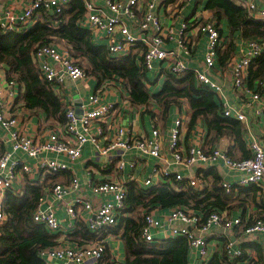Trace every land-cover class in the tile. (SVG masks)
<instances>
[{"label":"built area","instance_id":"obj_1","mask_svg":"<svg viewBox=\"0 0 264 264\" xmlns=\"http://www.w3.org/2000/svg\"><path fill=\"white\" fill-rule=\"evenodd\" d=\"M243 4L251 16L264 20V5L259 7L257 0H238ZM86 14L80 24L99 33H105L108 38L107 48L112 56L127 55L132 48L139 42H143L145 48L140 54L139 63L146 71H153L157 61H164L166 67L163 71L175 75H184L189 72V67L184 57L178 51L169 49L165 46V29L169 32L174 31V27H167L161 21L157 8L161 0H105L107 7L114 12L112 15H105L94 0H83ZM69 0H32L22 13L15 11L2 12L0 10V28L3 31H11L20 27H27L35 20V15L39 7L46 11L60 13L64 10ZM138 33H133L131 25L136 24ZM204 33L207 36L205 53V68L195 70L194 74L197 81L213 90L219 95V104L224 116L235 117L240 121L247 122V114L236 110L230 102L219 93L223 92L222 85L210 75L209 71L214 68L219 49L224 47L222 35L215 21L206 23L195 20H185L179 30L177 44L186 53L190 51V34L193 32ZM263 50L262 43L251 40L247 53L237 59H231L233 81L236 89H242L252 95L250 103L253 113L256 116L264 112V95L261 87L259 89L249 88L246 84L249 67L253 58ZM35 62L38 64L42 77L54 85H61L67 79L78 80L85 78L88 74L79 64V60L72 55L69 48H60L57 43H49L39 46L33 53ZM7 84V85H5ZM6 86L7 93L5 92ZM104 84L91 94L88 99L87 107L82 113H78L76 107L70 105L66 108V120L63 124L53 126L47 135H35L28 133L20 118L10 113V97L18 95V84L14 80L3 79L0 77V128L6 131L7 136L0 133V142L10 141L13 151L4 150L0 153V224L7 215L5 213V197L8 191L18 192L19 185L24 176H30L32 180L42 179L43 173H56L71 169V164L82 156L83 148L90 143L94 146L97 153L107 159L112 158L118 149L137 150L141 155L163 159L164 157V136L158 127H154L150 136L128 135L123 126L115 127L113 137L105 145L100 143V137L104 135L102 123L115 111L114 103H103L102 93ZM185 125L183 117L176 119L170 132L169 149L176 165L192 166L198 163L212 164L218 158L224 160L226 165L237 171L244 173L239 183L241 185L264 183V138H254L250 144L252 156L246 159H231L220 148H214L207 152L200 145H193L185 152L181 143L182 129ZM16 151H22L32 158H39L42 153L53 152L66 156V159L42 157L37 164L31 165L15 156ZM134 166V162L132 163ZM118 167H125V160H118ZM159 174L171 176L169 168H156L144 181V186L154 185L155 177ZM173 177L176 180H183L182 173L175 172ZM92 181L91 179L89 180ZM189 185L202 188L204 180L202 176H193L189 180ZM81 180L78 176H72L69 182H57L49 189L53 199L63 201L67 194L79 188ZM233 183L224 182L223 186L227 192L233 189ZM94 194L112 195L113 198L99 206H94L92 201L81 196H76L66 207V216L58 218L53 210L38 205L34 211L33 219L44 224L51 231L65 232L67 229L74 228V219L83 217L84 212L88 215L84 222L88 229L100 236L108 227H112L118 221L127 193V184L119 180L101 181L92 183ZM41 202V201H40ZM200 216L191 210L175 207L171 209L170 221H180L181 227L172 229L170 235L174 237L184 235L189 240L190 248H196L203 259L208 257V241L206 234L212 225H222L226 230L241 225V218H230L224 212H212L205 223L199 226ZM163 221L156 218L151 212L146 215L145 225L142 229V237L147 241L156 239L154 229L159 231ZM245 234L251 235L264 233V220L257 219L250 225H245ZM106 249L103 239L95 240L92 243L83 245H57L46 248L41 252L47 264H58L55 260L64 263L87 264L88 261L95 260L96 263L102 258ZM231 252V243L228 245ZM241 251L236 250L234 255H240Z\"/></svg>","mask_w":264,"mask_h":264},{"label":"trees","instance_id":"obj_2","mask_svg":"<svg viewBox=\"0 0 264 264\" xmlns=\"http://www.w3.org/2000/svg\"><path fill=\"white\" fill-rule=\"evenodd\" d=\"M206 9L213 13L211 21L217 23L220 33L224 20L230 25L229 36L224 37L221 33L226 46L224 50L219 49L221 64L229 65L235 53L234 35L262 43L263 50L253 58L246 78L249 88L259 89L264 80V20L251 16L238 0H206ZM84 16L83 0H71L60 13L39 7L35 20L27 27L11 31L0 28V66L4 68L8 80L17 82L21 90L18 102L28 109L42 111L49 120L60 124L65 122L66 107L56 91V85L42 77L33 57L39 46L64 40L87 74L96 76L100 84L120 79L132 104L146 105L147 111L153 116L156 112L150 105L158 106L159 116L165 119L173 103L180 104L181 100H187L191 109L190 128L202 118L208 125L211 142L220 137L233 140L234 144L226 151L231 159L240 160L252 156L247 148L242 121L224 116L216 93L197 84L193 73L181 76L169 73L162 87L152 91L148 87L152 81L139 63V53L112 56L105 44L95 42L91 29L80 24ZM4 149L0 143V153ZM212 178L203 188L189 185L186 179L178 181L173 176L147 187L129 182L124 208L117 223L111 227L112 232L119 235L124 243L126 263L189 264L190 245L186 236L156 238L153 241L142 237L146 215L156 208L182 207L191 210L201 217V226L212 212L231 210L257 201L259 188L256 184H234L233 189L227 192L217 174L212 175ZM22 188L20 193L8 191L5 197L7 218L0 224V264H47L41 252L60 244L59 233L33 219L46 183L26 177ZM260 204L264 207V202ZM257 219L264 220V217L259 216ZM67 236L77 245H83L94 239L96 234L87 228L85 222H81ZM246 244L243 245L244 253L235 256L236 259L247 255ZM230 254L227 247L222 254H215L207 264H232ZM97 264H114L108 260L106 249Z\"/></svg>","mask_w":264,"mask_h":264},{"label":"crops","instance_id":"obj_3","mask_svg":"<svg viewBox=\"0 0 264 264\" xmlns=\"http://www.w3.org/2000/svg\"><path fill=\"white\" fill-rule=\"evenodd\" d=\"M71 0H69L70 3ZM98 8L102 9L105 15H112L114 12L110 10L105 0H94ZM32 2V0H0V10L2 12L15 11L16 13H22L24 9ZM258 6L264 5V0L256 1ZM69 3L66 5L68 7ZM65 7V8H66ZM158 15L167 27H174L173 32H169L165 29L166 42L165 46L169 49H173L179 52V54L185 58L187 65L189 67V72L194 74L195 70H203L205 68V53L207 45V36L204 33L193 32L190 34V51L186 53L177 44V38L179 36V30L182 23L185 20H195L198 22L206 23L212 20L213 13L206 9V0H174L169 2V0H161L157 8ZM53 13V12H52ZM86 14V8H85ZM33 23V22H31ZM30 23V24H31ZM89 28V26H88ZM90 29V28H89ZM131 30L133 33H138L137 23L131 25ZM92 35L94 36L95 42L98 44H105L107 47L108 38L105 33L95 32L93 30ZM230 25L227 20L222 23L221 33L230 35ZM221 34V35H222ZM223 37V38H224ZM251 40L244 39L238 35H234L235 53L231 59L235 60L244 56L249 50V43ZM60 48H69L66 41L61 40L55 42ZM226 46L222 49L224 50ZM145 48L143 42H139L136 46L132 48L130 53H139ZM108 49V48H107ZM109 51V50H108ZM110 53V52H109ZM111 54V53H110ZM124 56V55H122ZM120 57V56H119ZM166 67L164 61H157L155 63V69L153 71H147V75L152 81L148 83V87L152 91L159 90L166 77L169 73L163 71ZM213 79L217 80L223 87V92L219 93L224 98H226L230 104L238 111L247 114L248 121L243 122L245 127V139L247 142V148L250 150V144L254 138H264V112L260 116H256L253 113V109L250 105L252 101V95L242 89H236L233 84V74L231 65H223L220 63L219 56H217L214 68L209 71ZM0 77L6 78L5 70L0 66ZM195 77V74H194ZM196 79V77H195ZM197 84L201 85L197 79ZM104 84V92L102 93L101 101L103 103H114L115 111L108 117L105 123H102L104 129V135L100 137V143L105 145L108 140H110L114 133L115 127L123 126L126 128L128 135H145L150 136L154 127L160 128L164 136V157L163 159H158L154 157H147L141 155L137 150H123L118 149L112 158H105L97 153L94 146L90 143L86 144L83 148L82 156L76 159L71 164V169L67 171H60L56 173H43L41 182L46 183V188L44 190L43 197L41 198V205L44 208L51 209L54 211L58 218H64L66 216V207L68 204L76 197L81 196L85 199L92 201L94 206H99L102 203L107 202L113 198L112 195L106 194H94L92 190V183L110 180H119L126 184L133 181L141 186H144L145 179L154 172L156 168L166 167L172 172L171 176L175 172L182 173L184 179L187 181L193 176H202L204 180V185H207L210 180H212V175L217 174L221 179L222 184L224 182H231L236 185H241L239 183L240 179L244 175L243 172L232 169L226 165L223 159L218 158L212 164L198 163L192 166L176 165L173 163V158L169 149V138L170 132L176 119L183 117L185 120V125L182 129V140L181 143L184 147V151L187 152L189 148L193 145H200L205 151L210 152L214 148H220L226 153L228 148L234 144L233 140L227 137H220L218 140L211 142L208 125L202 119L199 118L196 124L190 128V105L187 100H181V103H173L169 109L167 118H162L159 116L160 109L158 106L150 105L155 109L156 115L153 116L147 111L146 105H134L129 99V93L124 87L120 79L104 81L99 83L98 79L94 75L88 74L83 79L71 80L67 79L64 84L56 85V91L60 95L65 107L70 105L76 107L77 112L80 114L83 112L84 107L88 105L89 96L95 93L98 88ZM7 85V84H5ZM4 85L5 92L7 93L6 86ZM18 95L10 97L8 100L12 107L10 113L16 115L20 118L24 129L35 135H47L49 130L60 123L46 118L45 113L40 110H32L26 108L21 102H18V97L20 95V88L18 86ZM261 91L264 95V86L261 87ZM215 93V92H214ZM217 95V94H216ZM264 97V96H263ZM219 101V95H217ZM0 133L2 136H7L6 131L0 128ZM4 145V150L13 151V146L10 141L0 142ZM252 153V152H251ZM15 156L19 157L23 161L35 165L39 158H57L60 160L66 159V156L59 155L57 153L48 152L42 153L39 158H32L26 155L22 151H16ZM123 158L125 160V167L120 169L118 167V160ZM134 162V166L132 163ZM209 177H206L207 174ZM78 176L81 180V185L79 188L71 191L67 194L63 201L59 202L53 199L49 189L55 183H66L69 182L72 176ZM30 176L25 175L23 181L17 189L18 192H22V187L25 184V179ZM169 176H164L159 174L155 177L154 182L159 183L161 181H166ZM92 180L91 182L89 180ZM189 183V182H188ZM245 186V185H242ZM258 186L257 201L247 203L246 206H237L231 210H220L224 212L228 217L241 218L242 224L238 225L231 230H226L222 225H212L206 234L208 241V257L203 259L200 252L196 248H190L188 254L189 264H207V262L215 255L222 254V251L228 247L231 243V254L230 258L232 264H264V233L256 234H245L244 227L246 224H252L259 216L264 217V207L261 206V202H264V183ZM219 212V211H218ZM151 213L158 219L163 221L162 227L159 231L154 229L156 238H164L171 234L172 229L175 227H181L182 223L180 221H170L169 215L171 213V208H156L151 211ZM87 212H84L83 217H79L77 220L74 219V228L78 223L84 222ZM249 221L251 223H249ZM88 228V227H87ZM73 229H67L65 232L54 231L58 234L59 245H70L75 246L77 243L71 241L68 238V233ZM103 239L106 245V254L108 255V260L114 262V264H127L126 263V250L123 241L119 235L112 232V228L108 227L103 235H96L94 239L88 241L87 243H92L95 240ZM247 243V244H246ZM245 246V251L247 255L242 258H237L234 255L236 250L243 252V245ZM259 248V249H257ZM259 250V252H258ZM58 264H67L63 261L55 260ZM87 264H97L96 261H88Z\"/></svg>","mask_w":264,"mask_h":264},{"label":"water","instance_id":"obj_4","mask_svg":"<svg viewBox=\"0 0 264 264\" xmlns=\"http://www.w3.org/2000/svg\"><path fill=\"white\" fill-rule=\"evenodd\" d=\"M67 264H76V263H67Z\"/></svg>","mask_w":264,"mask_h":264}]
</instances>
